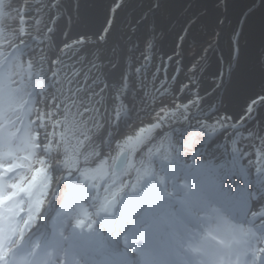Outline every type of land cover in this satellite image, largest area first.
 Returning a JSON list of instances; mask_svg holds the SVG:
<instances>
[{
	"label": "rangeland",
	"instance_id": "1",
	"mask_svg": "<svg viewBox=\"0 0 264 264\" xmlns=\"http://www.w3.org/2000/svg\"><path fill=\"white\" fill-rule=\"evenodd\" d=\"M51 1L55 4L57 0H42L41 9L38 0H0V251L21 230L42 218L57 191V211L63 213L72 206L84 224L85 247L77 253L80 257L89 250L92 264L99 259L105 264H264V110L259 112L264 106V91L239 101L241 105L232 119L223 113L228 98L226 93H220L216 107L223 110L218 119L206 118L210 108L205 107L198 118H192L187 135L154 138L150 150L139 160L124 200L120 193L128 184L131 171L124 168L117 172L112 165L121 152H134L137 138L141 142L155 130L140 132L135 138L134 124L128 123L121 133L114 125L111 138L104 141L108 163L97 170L80 169L72 174L70 171L74 158L79 157L101 125L100 119L91 121L98 108L95 101H101L95 98L99 93L97 81L116 63V45L120 40L131 49L135 47L129 41L131 32L117 34L132 17L140 15H128L125 10L132 6L135 10H149L157 6V1L137 0L133 4L134 0H108V21L101 37L80 34L87 39L75 41L71 40L75 36L72 29L79 21L81 0L58 1L59 13L50 11ZM228 2L216 0L211 8L225 12ZM241 2L242 7L229 14L224 24L231 28V39L227 41L229 63L238 41L233 29L237 17L261 0ZM89 3L90 15L95 17L98 0ZM156 9L166 19L171 7L167 10L165 2H161L152 11ZM43 11L49 24L43 23ZM204 25L186 15L167 49L169 55L176 49L180 53V43L184 54H196L199 43L192 41L195 36L191 35L198 33L209 38L207 28L211 26L218 31L212 23ZM143 33L142 30L139 38L141 49L154 54L153 41ZM42 37L51 42L50 49L54 41L55 52L49 66L53 74L38 80L35 70L42 60L36 59L41 53L39 44L43 43L38 38ZM22 39L25 44L21 47ZM244 42L242 35L241 43ZM150 61L152 70L155 59ZM257 62L263 63L264 72V52ZM188 73L187 85H194L193 66ZM121 80L124 91V73L112 77L111 87L117 88ZM258 113H263L262 119L250 126ZM209 144L212 149L208 150ZM228 166L233 168L229 177H237L239 172L236 180L241 187L231 186L229 209L222 207L214 195L219 179L216 172ZM118 198L124 208L115 226L111 207L117 209ZM247 207L252 213L245 214ZM131 214L136 217L125 230V220ZM187 218L199 227L188 225ZM35 241L31 246L37 244ZM122 253L126 255L121 256ZM232 253L234 258L230 259ZM44 255L46 260L55 261L54 254L50 258Z\"/></svg>",
	"mask_w": 264,
	"mask_h": 264
},
{
	"label": "flooded vegetation",
	"instance_id": "2",
	"mask_svg": "<svg viewBox=\"0 0 264 264\" xmlns=\"http://www.w3.org/2000/svg\"><path fill=\"white\" fill-rule=\"evenodd\" d=\"M156 1V7H158V5L160 7V3L165 2L167 10L172 6V3L170 6V2H173V0H168L167 2L166 0ZM206 1L207 0H199L195 6L190 9H186L180 27L184 23L186 15H190L191 17L195 18V21H199L203 25H209L210 23L214 25L213 22H209L204 19V16H206V11L208 9ZM215 1L216 0L212 2L210 8ZM137 3L138 1L134 0L133 4ZM200 5L202 8H200ZM216 5L217 3L214 6L215 9H217ZM153 7H151L149 10H135V7L133 6L131 10L124 9L128 15H130L129 13L131 12L140 14L137 18L132 17L131 20L124 26V28H122L120 31L118 29L117 31V34L131 32L129 41L135 47L131 49V47H128V43L124 40H120L117 43L116 63L113 64V66L105 72V74L102 78L99 79V81H97V83H99V93L95 98H98L101 101H95L96 105H98V108L96 107V114L94 116V119L91 118V121L94 120V122L97 121V119H100L101 125L103 124L105 117L108 118L110 129L105 141H108V139L111 138L110 133L114 125L117 126V129L121 133L122 131H124L128 123L134 124L136 127L134 132L135 138L136 134L139 135L140 132H152L155 130L150 136H148L141 142L140 138H137V145L134 144L132 148L134 149L133 153L130 154L128 150L123 151L127 152L128 156L127 164L124 168L129 169L130 171L133 167V164L136 163L134 157H137V154L140 152L141 146L149 141V144L146 145V148L143 150L141 155L142 158H144L143 154L150 150V148L148 147L150 146V144H152L151 142L154 140V138L160 137L161 139V137H163L164 135L170 134H172L173 137H177L179 135L184 136L183 134L187 135L189 123L191 122L192 118H198V115L200 114L199 111L202 108H210V113L206 115V118L218 119L220 115L219 112L222 111L223 108L216 107V98L219 96L218 94L226 93L225 86L228 84L230 77L229 67L234 65L236 58V49L238 46L237 41V46L236 48H234L235 52L232 58V62L229 63L228 50L230 51V49H228L229 45L227 46V41L228 39H231V28H227V25L226 27L224 26V24H227L228 21V13V16L223 24L224 34L222 43H220V31L215 30L213 26L207 28L208 30H210L211 34L209 38H206L202 34L198 33H194L191 35L195 36V40H191L194 42H198L199 44L196 45V49L198 50L196 51V54L197 52L198 54L195 60H192L191 65L188 66L187 60H185V58H190L195 54H184L183 45L180 43V41L177 40V38L176 41L180 43V53H178L177 49L174 50V52H171L170 55L167 52V49L170 47V43L172 42L175 33L180 29V27L173 33V36L170 37V41L168 42L166 47L163 44L165 33L163 31H159L156 34H153L151 32L149 22L153 15L150 16L149 13H152V10L156 8ZM212 8L211 10H213ZM204 10L205 12L202 13V11ZM217 11L223 14L227 12V9L225 12H222L219 9H217ZM199 17L202 20H199ZM187 26L188 24L185 26V28ZM142 30L144 31V36L153 41L155 46L154 54L149 53L148 49H141L139 38L142 35ZM183 31H181V34ZM120 42L125 43V45H122ZM210 50L212 53H214L213 56H215L213 58L212 67L201 65L204 57ZM138 57H140V59H138ZM198 57L200 59L196 61ZM151 58L155 59V66L152 70L150 69V64H148V62H152L150 61ZM121 59H123V61L119 63ZM192 66L194 68L195 84L188 86V81L186 80V78L189 75L188 71ZM124 67L125 69H123ZM121 70L123 72L118 73ZM152 72L155 73L154 76H152ZM116 73L125 74L127 86L124 91L123 87L125 85L122 83V80L120 82V85L115 89L110 85V80ZM121 88L122 91H119V89ZM126 99H130L129 101L132 104L130 110L126 108ZM227 107L228 106L226 105L223 113H228V115L230 116L229 119H232L231 117L235 116L238 110L233 112L230 111ZM176 131H180L182 132V134L177 133ZM123 152L118 154L116 156V159ZM137 166L138 164L136 165V168Z\"/></svg>",
	"mask_w": 264,
	"mask_h": 264
},
{
	"label": "bare ground",
	"instance_id": "3",
	"mask_svg": "<svg viewBox=\"0 0 264 264\" xmlns=\"http://www.w3.org/2000/svg\"><path fill=\"white\" fill-rule=\"evenodd\" d=\"M90 1L91 0L80 1L78 11L80 17L79 21L76 25H74L72 29L73 35H96L104 28V24H106V22L108 21L105 10V5L108 0H98V13L95 17L91 16V26L85 28L82 25V17L85 11V7H87L90 13ZM198 1L199 0H173L169 16L165 20L160 18L159 9L153 11L152 13H149L150 16L153 15L149 22L150 30L153 34H156L159 31H163L165 33L163 38V44L165 45V47L170 41V37H172L173 33L180 27L185 10L195 6ZM213 1L214 0L206 1L208 9L206 11V16H204V19L206 21L213 22L214 25H216L218 31H220V43H222L224 34L223 24L228 16V13H234L239 7H242V2L241 0H229L227 4V14H222L219 11L211 10L210 6ZM260 4V6L257 5L258 8L257 6H255L253 9L250 8L248 10H242L235 22L234 29L238 34L239 53H241V55L239 59L236 58L234 65L229 67V82L225 86L226 94L229 99L227 108L233 112H235L237 110V107L241 105V103L239 104V101H243L247 97L264 91V82L259 77V72H261V75L264 78L262 65L263 63L257 62L258 56L264 52V0H261ZM242 35L244 36V41L246 39V43L244 46L241 43ZM120 43L122 45H125V43L123 42ZM197 54L192 55L190 58H185V60H187L188 66L191 65L192 60H195ZM213 55L214 53H212L211 50L208 51L203 59L204 63L202 61L201 65L212 67L213 58L215 57ZM123 59H121L119 63H121ZM249 75L253 76V78H246ZM243 88L245 89V91L243 90L242 92H240V90ZM129 100L130 99H126L125 104L126 108L130 110L132 104ZM263 110L264 106H261L259 112H262ZM262 114L263 113H258L257 118L253 120V123H251L250 126H254L255 124L259 123V121L262 119ZM93 148L94 147L87 150L88 157L83 155L80 159L77 158L75 160L74 168L78 167L83 162L86 163V158L87 161L92 162V164H95L97 162L95 154H91ZM210 148L211 144H209L208 150ZM99 168H95L94 170H97ZM121 201V198H118L115 201V205H117L116 210H113V208L111 207L115 226L122 217L121 210L123 209V203ZM58 204L59 202L57 201L56 191L54 196H52L51 201L49 202V205L46 208L42 218L34 223L31 227L21 230L20 233L9 244L2 248V250L0 251V264H6L9 255L13 251H15L16 248L20 249V253H24L25 251L30 250V246L31 244H33V241L36 240L39 242V240L42 239V236L45 238L47 237L46 241H43L42 243V245H44L43 249H45L44 253H46V256L48 258H50L52 254L56 256L55 261H51L50 259H48L46 260V264H91L88 261H91V259L83 260V253L82 256L80 255V257L77 253V250L79 248L81 249L85 247L83 246L82 239V229L84 227L83 222L79 220L76 212L72 210V206H68L63 213H60L57 211ZM247 210L248 211H246L245 214L252 213V209L250 207H247ZM22 248L25 249L24 252H21ZM83 252L89 253V250ZM18 256L19 254H17V257ZM233 256L234 254L232 253L231 257ZM105 262L102 259L99 261H95L96 264H105Z\"/></svg>",
	"mask_w": 264,
	"mask_h": 264
},
{
	"label": "water",
	"instance_id": "4",
	"mask_svg": "<svg viewBox=\"0 0 264 264\" xmlns=\"http://www.w3.org/2000/svg\"><path fill=\"white\" fill-rule=\"evenodd\" d=\"M107 2H106V4H107ZM260 5L261 4L259 3L258 6H260ZM258 6H257V8H258ZM105 7H106V5H105ZM105 26H106V24H104V28L101 31H99L96 35H92V36L101 37V35L104 32ZM80 39H87V37L86 36L75 35L74 38H72L71 40L75 41V40H80ZM91 39H97V38L91 37ZM245 43H246V39H245V42L243 43V46L245 45ZM240 55H241V53H239V46H237L236 58L239 59ZM236 58H235V60H236ZM246 60H247V58H246ZM243 90L245 91V89L243 88V89L240 90V92H242ZM228 101H229V99H228ZM227 106H228V104H227ZM237 109H238V107H237ZM251 122L249 124H251ZM109 129H110L109 120H108L107 117H105V119L103 121V124L101 125L99 131L93 137L90 138V140L87 142V144L85 145L84 149L80 153L79 157H77L78 159H80L83 155L88 157L87 150L91 149L92 147H94L91 154H93V153L95 154L97 162L95 164H92V162H88L87 158H86L85 159L86 163L83 162L76 168H74V165H73V167L71 168V171H70L71 174L76 172L77 170H80V169H87V170H91L92 171L95 168H99V166L101 168L103 165H106L108 163V158L104 155L103 150H104V141L106 140V138L108 136ZM147 144H149V141H147L143 146H141L140 152L137 154V157L136 158L134 157L136 163L133 164V167L131 169V174H130V177L128 179V184L126 185V187L120 193V197L124 198V200L126 199L125 195H126L128 189L130 187V182L133 179V176L135 174L136 165L138 164V162H139V160L141 158L142 152L146 148ZM127 157H128L127 156V152H123L120 156H118V158L116 159V161L113 164V169L115 171H117V172L121 171L127 164ZM77 158L75 157L74 159L76 160ZM81 162H82V160H81ZM44 239H45V237H43V240Z\"/></svg>",
	"mask_w": 264,
	"mask_h": 264
},
{
	"label": "trees",
	"instance_id": "5",
	"mask_svg": "<svg viewBox=\"0 0 264 264\" xmlns=\"http://www.w3.org/2000/svg\"><path fill=\"white\" fill-rule=\"evenodd\" d=\"M39 1V7H41V9H42V0H38ZM47 1H49V0H47ZM58 1H62V0H57V1H55V4L53 3V1H51V3H49V6L51 7V12H54V10H56L58 13L60 12L59 11V2ZM29 11V10H28ZM43 23L44 24H49L50 23V19L48 18V15H45V13H44V11H43ZM53 25V24H52ZM2 38L3 39H8L9 38V36H2ZM13 37H11V39H12ZM38 40H40V42L41 41H43V43H41V44H39V48L41 49V53H39V55H38V57H37V59L36 60H42L41 61V64L39 65V66H36L35 64L33 65V66H36L37 67V70H35L36 71V73H37V78H38V80H39V77H41V76H44V79L43 80H45L46 78H48L49 76H51L53 73L51 72V70L52 69H50L49 68V66L51 65L50 64V58L52 57V55H54V52H55V49H54V41H53V43H52V46H51V49L49 48V46H50V41L49 40H46L45 39V37L43 38H38ZM10 41V40H9ZM95 43H97V41H95ZM22 44H23V46H24V40L22 39L21 41H20V45L19 46H21L22 47ZM29 59H31V61H34V58H29ZM49 59V60H48ZM48 60V61H47ZM44 65H46V68H44ZM47 69V70H46ZM33 70V69H32ZM51 72V73H50ZM50 74V75H49ZM47 76V77H46ZM38 83H40V82H38ZM46 86H48V85H46ZM38 95H39V92L37 93ZM80 103H82V102H80ZM80 105H82V104H80ZM108 142V141H107ZM106 145H108V143L106 144ZM106 151H107V148H106ZM133 151H134V149H133ZM258 159H260V157L258 156ZM260 161H261V159H260ZM264 163V162H263ZM227 169H225V170H222V171H218V172H216L217 174H216V176L219 178L221 175H226L227 176V178H228V181H229V184H230V186H233V187H235L236 186V188H239V189H241V187L238 185V182H237V180H236V178L238 177V175H239V172L237 173V177H235V176H233V177H229V172H230V170H232L233 168H232V166L230 167V166H228V167H226ZM230 168V169H229ZM228 169H229V171H228ZM233 171H235V170H233ZM234 173V172H233ZM109 179V178H108ZM232 188V187H231ZM228 206V205H227ZM148 207V206H147ZM229 207V206H228ZM146 213H148V212H146ZM189 213H192V210H190L189 211ZM134 216V215H133ZM132 216V214L130 215V218H129V220L128 221H130V220H132L133 217Z\"/></svg>",
	"mask_w": 264,
	"mask_h": 264
},
{
	"label": "snow or ice",
	"instance_id": "6",
	"mask_svg": "<svg viewBox=\"0 0 264 264\" xmlns=\"http://www.w3.org/2000/svg\"><path fill=\"white\" fill-rule=\"evenodd\" d=\"M91 22H92L91 15L87 7H85V11L82 17V25L85 28H88L91 26ZM231 194H232V190H231V186L229 184L227 176L221 175L217 181V184L214 190V195L216 196L217 201L222 207H227Z\"/></svg>",
	"mask_w": 264,
	"mask_h": 264
}]
</instances>
